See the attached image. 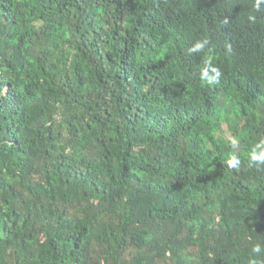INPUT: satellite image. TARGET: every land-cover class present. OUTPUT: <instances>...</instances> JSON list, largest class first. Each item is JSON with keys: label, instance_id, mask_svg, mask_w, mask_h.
Instances as JSON below:
<instances>
[{"label": "trees", "instance_id": "1", "mask_svg": "<svg viewBox=\"0 0 264 264\" xmlns=\"http://www.w3.org/2000/svg\"><path fill=\"white\" fill-rule=\"evenodd\" d=\"M262 142L264 2L0 0V264H264Z\"/></svg>", "mask_w": 264, "mask_h": 264}, {"label": "clouds", "instance_id": "2", "mask_svg": "<svg viewBox=\"0 0 264 264\" xmlns=\"http://www.w3.org/2000/svg\"><path fill=\"white\" fill-rule=\"evenodd\" d=\"M261 2H264V0H257V6ZM207 45H208L207 40L197 41L193 45V47L190 49V51L197 52V53L202 52L205 50ZM209 71L214 73L213 77L209 76ZM220 75H221V71L216 67L206 66L201 71V79L206 80L208 83H212L213 80L218 79L220 77ZM262 144H264V142H262ZM251 162L252 163H264V148H262L260 144L256 145V147L253 149V151L251 153ZM227 163L230 167H236L240 163V161H239L238 157H236L235 155H231L230 158L228 159ZM261 251H262V246L260 244H256L252 248L253 253L258 254ZM249 264H259V262L255 259H250Z\"/></svg>", "mask_w": 264, "mask_h": 264}]
</instances>
